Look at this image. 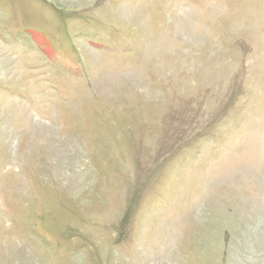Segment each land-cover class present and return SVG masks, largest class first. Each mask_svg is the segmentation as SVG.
<instances>
[{
  "label": "rangeland",
  "instance_id": "rangeland-1",
  "mask_svg": "<svg viewBox=\"0 0 264 264\" xmlns=\"http://www.w3.org/2000/svg\"><path fill=\"white\" fill-rule=\"evenodd\" d=\"M0 264H264V0H0Z\"/></svg>",
  "mask_w": 264,
  "mask_h": 264
}]
</instances>
